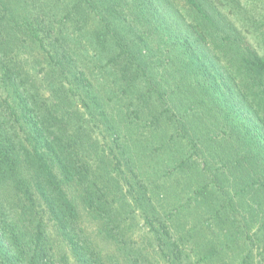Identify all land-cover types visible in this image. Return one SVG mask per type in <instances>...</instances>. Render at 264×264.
Segmentation results:
<instances>
[{
  "label": "trees",
  "instance_id": "16d2710c",
  "mask_svg": "<svg viewBox=\"0 0 264 264\" xmlns=\"http://www.w3.org/2000/svg\"><path fill=\"white\" fill-rule=\"evenodd\" d=\"M155 248L264 264V0H0V264Z\"/></svg>",
  "mask_w": 264,
  "mask_h": 264
},
{
  "label": "rangeland",
  "instance_id": "374dc122",
  "mask_svg": "<svg viewBox=\"0 0 264 264\" xmlns=\"http://www.w3.org/2000/svg\"><path fill=\"white\" fill-rule=\"evenodd\" d=\"M173 181L170 179V177L168 176V174H157L156 177H154V174H152V179H150V181L147 183V185H149V183H156V185L160 186V190H169V193H161L162 197H158L157 199H153L152 203L154 204L156 201V206L158 205L160 206H164L170 209V212H172L174 215H177V212L175 210H173V206L176 207V205H178L179 203H182V201H178V199H183L184 201L186 200V194L183 193L182 191V186H178L177 184H171ZM126 185H124L123 187V191H122V196L125 198V202H127V204H132L134 203V200L132 198V194L134 193H130V192H126L128 189L125 187ZM126 190V191H125ZM180 193H183L180 195ZM121 194L116 196V201L117 204H121V198H120ZM136 196V195H135ZM187 196H190L189 194ZM114 207V204H113ZM135 212L130 215L129 214V222L130 221H135L137 220L138 222H142L141 221V215H139V207L137 210V207L133 206ZM137 210V211H136ZM185 215H181V218H184ZM128 219V216H125ZM176 219V216L175 218ZM188 225L186 226V229L191 228L193 226V220L188 219ZM141 226V223H140ZM137 227L134 228V235H133V240L137 242L138 238L141 239L140 237H143L146 235L147 233V228H145L144 226L141 227ZM208 229V228H207ZM209 230V229H208ZM206 233L209 235V232L206 231ZM213 234L212 235H216V229L213 228ZM189 246V245H188ZM156 250V248H155ZM257 250V249H255ZM254 250V252H255ZM145 252H147V254H152V248H146ZM166 252V251H165ZM163 253L160 251L158 253V251L156 250V255L158 256V260L156 261L157 264H167V262H170V260L172 259V255L165 257L162 255ZM186 254H188V256L190 257L189 262L188 263H194L196 264V260L197 257H194L193 254L189 251V249H186ZM154 258V257H153Z\"/></svg>",
  "mask_w": 264,
  "mask_h": 264
}]
</instances>
